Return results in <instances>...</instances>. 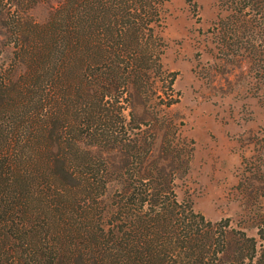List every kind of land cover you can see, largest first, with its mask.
Wrapping results in <instances>:
<instances>
[{
	"label": "trees",
	"instance_id": "trees-1",
	"mask_svg": "<svg viewBox=\"0 0 264 264\" xmlns=\"http://www.w3.org/2000/svg\"><path fill=\"white\" fill-rule=\"evenodd\" d=\"M169 1L0 0V264H264V201L255 236L211 221L177 200L175 132L155 149Z\"/></svg>",
	"mask_w": 264,
	"mask_h": 264
},
{
	"label": "rangeland",
	"instance_id": "rangeland-1",
	"mask_svg": "<svg viewBox=\"0 0 264 264\" xmlns=\"http://www.w3.org/2000/svg\"><path fill=\"white\" fill-rule=\"evenodd\" d=\"M257 1L254 10L240 11L231 0H170L161 62L175 72L176 102L162 104L170 91L159 80L160 97L145 108L157 117L156 151L174 131L175 148L162 155L184 156L173 181L177 200L211 221L229 218L250 236L255 204L264 201L257 196L264 195V0ZM32 13L42 20L48 7ZM3 42L0 35V63L11 56Z\"/></svg>",
	"mask_w": 264,
	"mask_h": 264
}]
</instances>
